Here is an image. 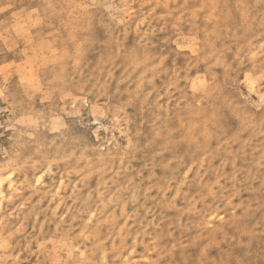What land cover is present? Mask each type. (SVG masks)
I'll list each match as a JSON object with an SVG mask.
<instances>
[{
    "label": "clouds",
    "instance_id": "1",
    "mask_svg": "<svg viewBox=\"0 0 264 264\" xmlns=\"http://www.w3.org/2000/svg\"><path fill=\"white\" fill-rule=\"evenodd\" d=\"M0 264H264V0H0Z\"/></svg>",
    "mask_w": 264,
    "mask_h": 264
},
{
    "label": "rangeland",
    "instance_id": "2",
    "mask_svg": "<svg viewBox=\"0 0 264 264\" xmlns=\"http://www.w3.org/2000/svg\"><path fill=\"white\" fill-rule=\"evenodd\" d=\"M222 215V214H221ZM211 219H214V217L213 218H211Z\"/></svg>",
    "mask_w": 264,
    "mask_h": 264
}]
</instances>
